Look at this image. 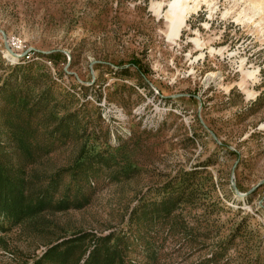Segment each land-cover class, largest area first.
Masks as SVG:
<instances>
[{
	"label": "rangeland",
	"instance_id": "374dc122",
	"mask_svg": "<svg viewBox=\"0 0 264 264\" xmlns=\"http://www.w3.org/2000/svg\"><path fill=\"white\" fill-rule=\"evenodd\" d=\"M168 1L0 0V264H264V13Z\"/></svg>",
	"mask_w": 264,
	"mask_h": 264
},
{
	"label": "bare ground",
	"instance_id": "6f19581e",
	"mask_svg": "<svg viewBox=\"0 0 264 264\" xmlns=\"http://www.w3.org/2000/svg\"><path fill=\"white\" fill-rule=\"evenodd\" d=\"M249 8L248 12L247 8L243 9L237 19H242V17L246 19H254L256 15H260L264 13V0H248ZM201 0H169L168 1V9H167V18L170 20L172 24V37H177L181 33V28L187 25V20L192 11H197L200 6ZM230 13V9L227 8L223 15H228ZM256 70L246 69L245 73L247 75H252Z\"/></svg>",
	"mask_w": 264,
	"mask_h": 264
},
{
	"label": "trees",
	"instance_id": "16d2710c",
	"mask_svg": "<svg viewBox=\"0 0 264 264\" xmlns=\"http://www.w3.org/2000/svg\"><path fill=\"white\" fill-rule=\"evenodd\" d=\"M71 241H74V240H71ZM60 245V244H59ZM58 245V246H59ZM56 247V246H55ZM99 248H98V245H96L94 248H93V250L90 252V254H89V256H88V258L85 260V263L84 264H92V263H95L96 262V260L97 259H95V253L97 252V250H98ZM107 258H108V256H107ZM112 261V260H111ZM79 262L80 261H77L76 262V264H79Z\"/></svg>",
	"mask_w": 264,
	"mask_h": 264
}]
</instances>
